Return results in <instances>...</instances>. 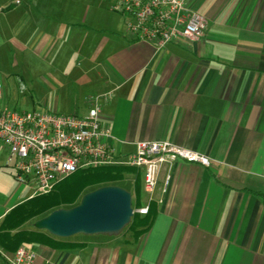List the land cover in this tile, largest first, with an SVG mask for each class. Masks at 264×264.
<instances>
[{"label":"crops","instance_id":"1","mask_svg":"<svg viewBox=\"0 0 264 264\" xmlns=\"http://www.w3.org/2000/svg\"><path fill=\"white\" fill-rule=\"evenodd\" d=\"M76 1L0 0V109L27 94L21 111L84 115L110 92L100 119L119 155L169 140L210 164L176 161L165 194L162 167L140 236L32 243V264H264V0H186L204 34L161 48L134 40L110 0ZM6 156L0 142V222L33 196ZM137 173L145 204L142 170L128 190Z\"/></svg>","mask_w":264,"mask_h":264},{"label":"built area","instance_id":"2","mask_svg":"<svg viewBox=\"0 0 264 264\" xmlns=\"http://www.w3.org/2000/svg\"><path fill=\"white\" fill-rule=\"evenodd\" d=\"M110 9L124 17L134 40L156 48L197 40L206 29L205 17L186 0H110ZM109 97L110 92L92 97L84 115L0 109V142L6 147V163L14 169L16 181L33 185L34 196L51 192L59 181L79 170L131 167L142 170L143 191L148 198L134 212L143 215L158 187L162 167H167L160 186L165 194L176 161L210 164L203 153L169 140L137 141L133 152L119 155L110 129L100 119L101 100ZM34 257L35 252L23 245L13 255L0 248V264H32Z\"/></svg>","mask_w":264,"mask_h":264},{"label":"trees","instance_id":"3","mask_svg":"<svg viewBox=\"0 0 264 264\" xmlns=\"http://www.w3.org/2000/svg\"><path fill=\"white\" fill-rule=\"evenodd\" d=\"M135 170L134 168L121 165H107L79 170L59 181L53 191L34 195L19 203L10 209L0 222V248L5 250L8 255H13L24 243H39L59 247L68 246L70 243L65 242L66 238L55 237L44 230H37L34 227L22 228V225L29 218L36 216L41 218L47 215L48 210L59 208L61 204H68L67 208L74 206L78 196L89 187L92 188L85 193L104 185H118L124 180L126 174ZM139 179L140 176L137 173L133 183L134 191H132L135 196V208L143 204L140 200ZM154 216L155 207L151 201L147 213L142 215L134 212L130 223L124 229H129L134 237H138L149 229Z\"/></svg>","mask_w":264,"mask_h":264},{"label":"water","instance_id":"4","mask_svg":"<svg viewBox=\"0 0 264 264\" xmlns=\"http://www.w3.org/2000/svg\"><path fill=\"white\" fill-rule=\"evenodd\" d=\"M134 214L132 194L119 185H104L82 195L70 207H60L35 220L32 226L67 238L76 234L119 235Z\"/></svg>","mask_w":264,"mask_h":264},{"label":"rangeland","instance_id":"5","mask_svg":"<svg viewBox=\"0 0 264 264\" xmlns=\"http://www.w3.org/2000/svg\"><path fill=\"white\" fill-rule=\"evenodd\" d=\"M95 1H97V0H95ZM77 3L79 2V0H77L76 1ZM23 94V93H22ZM21 97H23V98H21ZM20 98H21V100H20V102H19V108H22V109H26V110H31V104H30V102H29V99L28 98H30V97H28V95L27 94H24V95H21L20 96ZM11 106H15L14 105V103H12L11 104ZM19 108H17V109H15V110H17V111H21ZM37 110H39V109H37ZM132 178H133V176L131 175V174H126V176H125V179H127L129 182L128 183H125L124 182V180L121 182V183H118V185H120V186H122V187H124V188H126L127 190L128 189H131V187H132V182H131V180H132ZM57 185V184H56ZM55 185V186H56ZM29 189V187L28 186H26V189ZM55 188V187H54ZM92 187H89L88 189H86L85 191H83L79 196H78V198H77V200L75 201V203H74V205H76L79 201H80V199H81V197H82V195L83 194H85V192L86 191H88V190H90ZM54 190V189H53ZM52 190V191H53ZM132 194V206H133V208H135L134 207V202H135V196H134V193H131ZM69 205L68 204H61L60 206H59V208L60 207H64V208H67ZM55 209H57V208H55ZM54 210V209H53ZM50 211H52V209H50V210H48L47 211V213H49ZM46 213V214H47ZM37 219H39L38 218V216H36V217H32V218H29L28 220H26L24 223H23V225H22V228H31V227H33L32 226V224H33V222L35 221V220H37ZM131 231L129 230V229H124V230H122V232L121 233H130ZM120 233V234H121ZM96 236H109V235H107V234H76V235H72V236H70V237H67V239H70V238H73V239H83L84 237H96ZM110 236H112V235H110ZM114 236V235H113ZM32 243H24V244H22L23 246H29V245H31ZM4 252H5V250H3Z\"/></svg>","mask_w":264,"mask_h":264}]
</instances>
